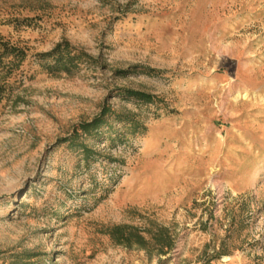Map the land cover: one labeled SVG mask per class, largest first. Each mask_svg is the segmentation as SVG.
Listing matches in <instances>:
<instances>
[{"label":"rangeland","instance_id":"374dc122","mask_svg":"<svg viewBox=\"0 0 264 264\" xmlns=\"http://www.w3.org/2000/svg\"><path fill=\"white\" fill-rule=\"evenodd\" d=\"M0 37V264H264V0H0Z\"/></svg>","mask_w":264,"mask_h":264},{"label":"trees","instance_id":"16d2710c","mask_svg":"<svg viewBox=\"0 0 264 264\" xmlns=\"http://www.w3.org/2000/svg\"><path fill=\"white\" fill-rule=\"evenodd\" d=\"M11 58L7 61L6 65L14 66L15 64L22 62L25 58V53L16 48L15 46L10 45L7 41H4L0 37V64L4 62V59ZM41 61H51L53 62V68L56 70H62L67 73L72 72L77 69L80 63H89L91 62L84 54L73 50L70 45L63 41L58 43L50 52L39 55ZM52 70V68H51ZM5 92V87L0 86V100L2 95ZM135 96L144 101H151L149 97L142 94H135ZM101 122L96 120V123ZM90 126V125H88Z\"/></svg>","mask_w":264,"mask_h":264}]
</instances>
